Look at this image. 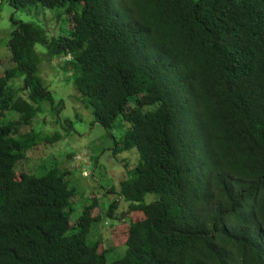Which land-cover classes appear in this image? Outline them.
Returning <instances> with one entry per match:
<instances>
[{"label": "trees", "instance_id": "16d2710c", "mask_svg": "<svg viewBox=\"0 0 264 264\" xmlns=\"http://www.w3.org/2000/svg\"><path fill=\"white\" fill-rule=\"evenodd\" d=\"M8 1L60 9L69 25L13 20L0 57V264H264V0ZM37 44L116 155L137 150L118 200L90 194L76 215L69 171L30 162L51 141L25 131L53 101ZM105 215L129 225L112 261L93 239L112 227Z\"/></svg>", "mask_w": 264, "mask_h": 264}, {"label": "rangeland", "instance_id": "374dc122", "mask_svg": "<svg viewBox=\"0 0 264 264\" xmlns=\"http://www.w3.org/2000/svg\"><path fill=\"white\" fill-rule=\"evenodd\" d=\"M68 19L65 11L60 9L45 8L41 5L16 9L8 0H0V57H4V53L9 55L7 41L15 28L13 20L32 21L44 26L49 34L58 35L68 28ZM35 48L42 58L39 63L40 74L50 85L53 101L48 102L49 106L45 105L48 114L41 112V116L39 115L32 126L25 130L30 131L33 127L35 132L51 139V141L47 139L42 141L40 148L31 154L30 162L38 166L47 162L52 168L58 167L62 172L69 171L67 179L75 184L71 186L78 190L77 197H81V200L75 198V202L79 203L72 206L76 207L73 211L76 215L81 213V206L78 205L91 201L90 194L100 195L102 202L107 204L118 200L121 197L119 195L121 182L126 179L123 175V160L129 161L132 165L139 162L140 156L137 150H124L116 155L115 139L108 133L107 128L95 122L92 110L78 100L77 91L72 84L66 83L67 73L61 67V61L56 59L49 61L43 56L45 49L41 45L37 44ZM4 68L5 65L0 62V70ZM19 118V112H10L6 117L7 120ZM37 123L40 124L37 125ZM29 170L43 172L35 165ZM110 188L115 191L105 194ZM156 199L155 195L148 194L145 197V203L150 204ZM122 204L127 202L120 200V205ZM91 213L92 215L99 213V207L96 206ZM131 218L133 221H138L144 218V214L131 213ZM105 221H109L107 226L112 227L109 231L98 230L93 239L101 238L102 245L107 248L114 246V249L106 252L107 260L112 261L125 254L126 245L124 244L128 237L129 225L124 220L115 224L116 221L106 215L102 217L99 224L105 226Z\"/></svg>", "mask_w": 264, "mask_h": 264}, {"label": "clouds", "instance_id": "9594fccd", "mask_svg": "<svg viewBox=\"0 0 264 264\" xmlns=\"http://www.w3.org/2000/svg\"><path fill=\"white\" fill-rule=\"evenodd\" d=\"M117 1H118V0H117ZM119 2H120V0H119ZM119 2H118V3H119Z\"/></svg>", "mask_w": 264, "mask_h": 264}]
</instances>
